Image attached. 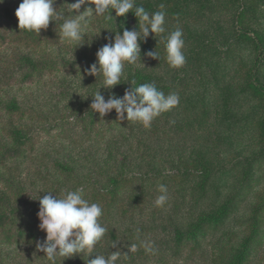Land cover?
<instances>
[{
  "label": "rangeland",
  "instance_id": "1",
  "mask_svg": "<svg viewBox=\"0 0 264 264\" xmlns=\"http://www.w3.org/2000/svg\"><path fill=\"white\" fill-rule=\"evenodd\" d=\"M21 2L3 0L0 6ZM74 2L56 0L54 7L65 17L78 15L66 11V4ZM136 3L149 13L163 4L166 32L139 41L141 57L125 63L121 84L111 92L123 97L132 87L154 82L166 95L177 94L178 106L149 128L117 121L115 110L103 120L91 112V95L100 90L107 99L109 90L102 88V77L84 75L83 69L96 62L97 51L114 42L117 33L139 31L134 13L117 17L113 10L114 20L93 18L78 44L59 39L56 21L40 35L33 33L35 42L30 38L31 46L22 52L53 68L35 85L0 90V154L7 149L20 153L0 168V191L19 208L15 225L28 234L27 242L0 246V264H50L45 253L36 251L35 242L46 238L38 227V198L77 189L100 205L99 222L107 229L89 259L96 253H127L135 243L138 251L122 255L118 264H234L257 223L258 237L244 264H264L259 128L264 119V0ZM89 6L95 8L89 4L80 11ZM177 27L183 30L186 63L173 69L166 61L164 36ZM237 30H246L240 41ZM26 37L22 33L18 39ZM156 50L160 59L146 55ZM0 56L6 60L9 51ZM114 181L122 185L116 197ZM161 184L168 188V200L157 207ZM201 218L206 220L202 227L193 229ZM145 241L154 253L141 246ZM57 264H85V259L81 254Z\"/></svg>",
  "mask_w": 264,
  "mask_h": 264
},
{
  "label": "clouds",
  "instance_id": "2",
  "mask_svg": "<svg viewBox=\"0 0 264 264\" xmlns=\"http://www.w3.org/2000/svg\"><path fill=\"white\" fill-rule=\"evenodd\" d=\"M55 3L56 0H22L15 12L19 29L40 35L41 30L49 28L50 22L56 21L59 25V39L78 44L95 17L114 20V10L117 17H126L132 12L138 18V32L125 29L122 35L117 33L114 42L110 40L97 51L96 62L83 69L84 75L102 77V88L109 90L107 99L100 90L91 95L92 113H98L103 120L115 110L117 121L127 120L149 128L154 119L178 106L179 96L175 93L166 95L154 82L132 87L125 91L123 97L111 92L115 86L121 84L125 63L135 64L138 57H141L139 41H146L150 33L156 37L166 32V12L163 4L159 5V11L149 13L142 5L138 6L136 0H75L74 3L66 4V11L79 14L65 17L61 10L54 7ZM89 4H94L95 8L89 6L80 11ZM184 45L183 30L180 27L164 36L166 61L171 68L179 69L186 63ZM146 55L152 59H160L157 50L149 51ZM80 76L84 78L83 75ZM158 191L160 195L156 198L155 205L163 207L168 200V188L161 184ZM47 193L38 198V227L46 233V238L35 243L36 251L45 253V259L50 264H57L60 258L65 260L81 254L85 264H118L122 255L127 258L128 253L131 255L138 251L137 244L132 243L127 246V253L120 250L111 252L108 256L96 253L95 258L89 259L107 231L99 222L102 208L97 203H89L80 189L68 191L55 198L52 192ZM117 244L118 241H113L111 247L116 248ZM141 246L147 253H154L149 242H142Z\"/></svg>",
  "mask_w": 264,
  "mask_h": 264
},
{
  "label": "trees",
  "instance_id": "3",
  "mask_svg": "<svg viewBox=\"0 0 264 264\" xmlns=\"http://www.w3.org/2000/svg\"><path fill=\"white\" fill-rule=\"evenodd\" d=\"M20 1V0H18ZM6 4V3H5ZM15 3L9 5L0 6V55L3 52L9 51V58L3 60L0 56V90L9 87H24L35 85L43 80L45 74L52 71L53 65L47 64L45 61L40 60L37 57L24 54L22 48H28L31 46V39L34 40V34L16 29L18 18L15 15L18 7L14 6ZM245 6V4H244ZM243 8H246L244 7ZM22 33L27 34V39L18 38L22 36ZM245 31H236L235 39L240 41L244 38ZM31 38V39H30ZM16 42V43H14ZM17 44V45H16ZM14 46V47H13ZM17 46V47H16ZM148 51L149 49L146 48ZM260 136L264 139V119L259 123ZM12 152H16L13 154ZM14 155H20L19 150L11 151L7 149L3 154H0V168L3 167L6 161ZM207 173V171H206ZM112 195L117 196L122 185L118 181L113 183ZM105 190H108L105 188ZM109 194V191H107ZM111 192V191H110ZM6 192L0 191V246L11 245L13 243H24L28 240L27 230L15 225V218L18 215L19 208L12 205ZM98 196L103 197L104 194L98 192ZM218 219V218H214ZM205 218L199 219L196 225H193V229L200 228L205 222ZM257 223L254 224V231L245 239V242L241 246V253L234 259V264H244L248 260L252 253L257 235ZM198 232L192 231V236L196 237ZM177 238L181 242L183 239L182 233H177Z\"/></svg>",
  "mask_w": 264,
  "mask_h": 264
}]
</instances>
